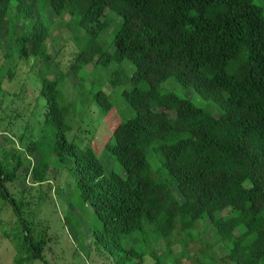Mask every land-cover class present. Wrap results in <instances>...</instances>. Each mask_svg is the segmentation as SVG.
<instances>
[{"label":"trees","instance_id":"obj_1","mask_svg":"<svg viewBox=\"0 0 264 264\" xmlns=\"http://www.w3.org/2000/svg\"><path fill=\"white\" fill-rule=\"evenodd\" d=\"M54 14L68 15L66 24L75 35L83 31L65 71L59 51L47 47ZM0 48L14 49L35 68L46 106L43 124L54 131L50 152L58 168L73 172L80 199L101 223L93 231L95 242L112 264H144L146 256L153 264H180L181 257L193 264L224 259L225 264H264L261 5L254 0H0ZM114 61L132 64L130 74L116 70L113 76L123 78L112 81L129 85L119 97L133 114L118 122L105 143L123 175L107 174L91 146L79 148L67 139L71 104L61 93L70 75L81 97L86 67ZM167 79L192 87L221 113L214 116L185 97L158 92ZM91 90V101L107 114L111 102L101 90ZM14 150L6 156L17 158ZM27 150L36 160L20 175L40 184L49 163L34 143ZM13 162L6 168L0 161L1 194L5 184L20 182L21 160ZM202 220L221 248L219 256L211 244L189 237ZM132 240L144 245L135 248ZM196 241L203 248L199 257H189L184 247ZM42 243L31 244L33 258L43 259ZM157 243L163 245L152 249Z\"/></svg>","mask_w":264,"mask_h":264},{"label":"rangeland","instance_id":"obj_2","mask_svg":"<svg viewBox=\"0 0 264 264\" xmlns=\"http://www.w3.org/2000/svg\"><path fill=\"white\" fill-rule=\"evenodd\" d=\"M254 2L262 6L264 13V0ZM52 18L54 26L47 47L54 54L59 51L56 57L60 68L65 71L82 45L83 31L75 35L66 24L68 15L56 17L54 14ZM104 33L103 40L109 42V34ZM123 68L129 70L125 72L130 74L132 64L129 61L121 64L114 61L108 66H87L85 72H82L85 81L81 97H78L79 92L74 87L77 82L75 77L67 75L61 86L63 101L71 104L68 116L71 130L66 133L67 139L74 141L79 148L91 146L107 174L111 171L124 174L119 164L105 151V143L111 131L118 122L133 114L125 109L126 105L119 97L120 92L128 89L129 85L116 86L112 81L119 79V76L123 78L122 74L113 76L116 70L121 71ZM7 73L11 74L10 78ZM0 81V161L4 167L11 168L14 159L21 160L17 172L20 182L14 186L7 183L6 192L1 194L0 191V264H112L105 248L95 242L93 231L100 230L101 223L89 204L80 199L73 172L69 166L58 168L55 156L50 152L54 131L52 127L43 124L46 106L39 94L40 84L32 63L21 61L14 49L5 51L0 48ZM92 88L101 90L111 102L112 109L107 114H101L98 105L91 101ZM158 92H173L185 97L214 116L221 113L217 106L204 99L192 87H184L172 79L161 83ZM31 142L43 160L49 163L48 175L40 184L28 175L24 181L20 175L36 160L27 150ZM15 148L17 158H11L9 154L6 156L9 150L14 152ZM189 237L211 244L218 256L222 253L214 234L203 220ZM40 241H44L42 260L31 256L34 250L31 244L36 247ZM132 242H135V248L144 245L140 240ZM179 242L173 246L175 252L181 249ZM162 245L157 243L152 249L156 250ZM202 248L197 241L184 247L190 253L189 257L194 253L199 257ZM213 251L207 253L214 255ZM226 262L224 259L220 264ZM179 263L193 264L183 257ZM144 264H153L150 256L145 257Z\"/></svg>","mask_w":264,"mask_h":264}]
</instances>
